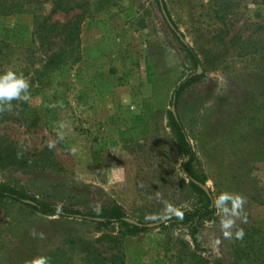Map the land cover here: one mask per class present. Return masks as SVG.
Instances as JSON below:
<instances>
[{
  "label": "rangeland",
  "instance_id": "obj_1",
  "mask_svg": "<svg viewBox=\"0 0 264 264\" xmlns=\"http://www.w3.org/2000/svg\"><path fill=\"white\" fill-rule=\"evenodd\" d=\"M54 8L52 22L80 20V58L43 76L41 88L35 19ZM172 23L197 52L200 72ZM57 42V49L70 51ZM148 64L166 104L151 112L147 135L122 140L121 130L142 124L144 101L153 96ZM8 70L29 80L31 99L13 101L12 112L0 113V183L58 210L97 214L119 205L130 219L159 224L137 235L118 224L98 232L95 224L42 216L5 200L0 264L38 256L50 264H87L79 253L84 242L95 243L108 259L103 264L264 262V0H0V74ZM194 72L202 79L175 112L213 199L223 192L246 198L247 222L236 218L231 239L223 235L217 208L196 243L187 226L163 222L165 201L179 210L200 202L168 128L173 91ZM79 95L85 104L77 102ZM236 228H243L242 240L235 239Z\"/></svg>",
  "mask_w": 264,
  "mask_h": 264
},
{
  "label": "trees",
  "instance_id": "obj_2",
  "mask_svg": "<svg viewBox=\"0 0 264 264\" xmlns=\"http://www.w3.org/2000/svg\"><path fill=\"white\" fill-rule=\"evenodd\" d=\"M157 1L159 2V0ZM164 10L166 11L168 19H171L170 13L166 9L165 3ZM55 12L56 11L54 8L49 16L45 18L38 17L35 19L34 36L35 40H38L41 46L42 59L44 63L43 71L39 72L37 75L40 80L42 79L41 88H43V76L56 69H59L62 65L68 63L70 59L77 63L79 62L80 58L78 52L76 53L80 47V20H77L74 23H72V21L67 23L52 22V15L55 14ZM171 28L176 39L179 40L183 51L187 55L188 59L192 62L194 67L198 68L201 66V60L194 48H192L189 44L183 41L179 35H177L175 31V24L172 23ZM57 40H59L61 46L64 44L66 47H70V51H65L61 48L57 49ZM147 76L149 83L153 86V96L150 99L144 101L141 114L142 124L128 130H121L119 134L120 139L122 140L127 139L129 142H134L139 140L142 136L147 135L150 130L151 112L156 108L164 107L166 104L164 99L161 101L159 99L160 92L158 85L160 82L158 79H156L155 73L153 72L150 64L147 66ZM201 79L202 76L199 75L198 72H194L182 80L173 91L171 104L175 106L183 94L200 82ZM76 100L79 104H85L87 102V99L85 101L83 100V95H79ZM168 128L171 130L178 150L184 157V161L180 165V169L189 180L190 189L200 199L198 206L180 210L183 213L182 218L175 216L168 221H179L182 225L187 226L190 230L192 240L194 243H196V235L199 232V228L203 227L205 221L211 218V216L214 215L216 211V208L213 206L214 199L211 192L204 188L206 179L196 167L197 156L190 142L185 125L183 124L181 118H179V116L172 111H168ZM5 200H12L14 202L24 204L42 216H60L62 218L75 219L82 223L95 224V229L98 232L109 230L111 226L117 224L120 225L123 232L128 235H137L148 230V227H141L128 223L125 220L128 218V216L119 205H112L104 208L101 213L97 214L84 213L71 209L58 210V208H55L48 203L39 201L35 197H32L9 184L0 183V202ZM141 224H143V222ZM98 241H101V238H99V240L96 242ZM85 244L89 245L85 248ZM94 244L91 242L82 243V249L79 253L82 256L83 261L87 262V264H103L108 259L104 258L101 254H98L94 250ZM110 261L113 264L118 263L112 259H110ZM215 264L220 263L217 260ZM259 264H264V262H260Z\"/></svg>",
  "mask_w": 264,
  "mask_h": 264
},
{
  "label": "clouds",
  "instance_id": "obj_3",
  "mask_svg": "<svg viewBox=\"0 0 264 264\" xmlns=\"http://www.w3.org/2000/svg\"><path fill=\"white\" fill-rule=\"evenodd\" d=\"M30 82L23 73L17 74L15 71L8 70L3 74H0V113L12 112L13 101L29 102L31 94L29 91ZM49 144V147H52ZM246 203V198L240 194L223 192L221 193L213 203V206L219 210L222 215L221 229L225 238L231 239L233 237L232 229L236 227L235 220L240 218L242 222L246 223V215L243 214V207ZM165 209L162 213L163 216L175 215L178 218L183 217V213L168 203L164 202ZM146 220L159 219L157 216H146ZM33 237L37 236L35 229L30 232ZM245 235L243 228H236L235 239L242 240ZM39 237L43 239V233L39 234ZM25 264H50L49 258L46 256H38L29 261H25Z\"/></svg>",
  "mask_w": 264,
  "mask_h": 264
},
{
  "label": "water",
  "instance_id": "obj_4",
  "mask_svg": "<svg viewBox=\"0 0 264 264\" xmlns=\"http://www.w3.org/2000/svg\"><path fill=\"white\" fill-rule=\"evenodd\" d=\"M182 40H183V38H181ZM184 41V40H183ZM201 71V68L199 67L198 68V72H200ZM172 112L173 113H175L176 114V112H175V107L173 106V109H172ZM204 188L206 189V187L204 186ZM207 190V189H206ZM208 191V190H207ZM175 217V215H171V216H167V217H165L164 219H163V222H167L169 219H171V218H174ZM128 223H131V224H133V225H137V226H141V227H154V226H156V225H158V224H156V223H150V224H141L140 222H138V221H135V220H133V219H130V218H126L125 219Z\"/></svg>",
  "mask_w": 264,
  "mask_h": 264
}]
</instances>
